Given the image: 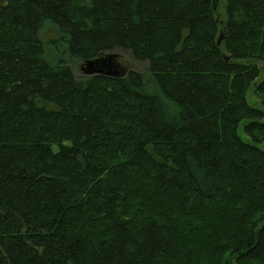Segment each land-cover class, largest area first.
<instances>
[{
	"label": "trees",
	"instance_id": "obj_1",
	"mask_svg": "<svg viewBox=\"0 0 264 264\" xmlns=\"http://www.w3.org/2000/svg\"><path fill=\"white\" fill-rule=\"evenodd\" d=\"M0 264H264V0H0Z\"/></svg>",
	"mask_w": 264,
	"mask_h": 264
},
{
	"label": "rangeland",
	"instance_id": "obj_2",
	"mask_svg": "<svg viewBox=\"0 0 264 264\" xmlns=\"http://www.w3.org/2000/svg\"><path fill=\"white\" fill-rule=\"evenodd\" d=\"M41 39L46 43L47 45V53L49 55L53 54L54 56H51L54 60L65 58L67 63L72 66L74 69V72L76 76L79 79H84L88 75L84 72L82 69V65L84 63L81 59H75L73 58L68 50V47L64 44L58 47L57 51H55V48H53L52 41L60 39L58 30L51 25H47L41 30L40 32ZM60 50V51H59ZM62 50V51H61ZM116 53L120 54L119 58L121 59L122 66L125 68V70H137L142 73H144L147 78L149 79L148 74V63L141 62L136 60L132 54L129 51L123 50V49H117L115 50ZM250 100H253L254 102H258L257 97L250 92Z\"/></svg>",
	"mask_w": 264,
	"mask_h": 264
},
{
	"label": "water",
	"instance_id": "obj_3",
	"mask_svg": "<svg viewBox=\"0 0 264 264\" xmlns=\"http://www.w3.org/2000/svg\"><path fill=\"white\" fill-rule=\"evenodd\" d=\"M222 37L219 39V43ZM120 54L115 51L102 53L99 56L87 59L82 65V69L88 76L95 74H104L107 76L120 77L127 71L119 60Z\"/></svg>",
	"mask_w": 264,
	"mask_h": 264
}]
</instances>
